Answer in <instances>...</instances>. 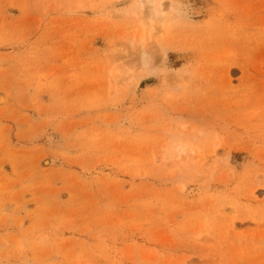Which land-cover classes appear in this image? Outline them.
<instances>
[{"label":"rangeland","instance_id":"374dc122","mask_svg":"<svg viewBox=\"0 0 264 264\" xmlns=\"http://www.w3.org/2000/svg\"><path fill=\"white\" fill-rule=\"evenodd\" d=\"M0 264H264V0H0Z\"/></svg>","mask_w":264,"mask_h":264},{"label":"bare ground","instance_id":"6f19581e","mask_svg":"<svg viewBox=\"0 0 264 264\" xmlns=\"http://www.w3.org/2000/svg\"><path fill=\"white\" fill-rule=\"evenodd\" d=\"M150 9H151V14L152 16L157 19L158 21L161 20V10H162V4L161 1L159 2H150ZM144 53V52H143Z\"/></svg>","mask_w":264,"mask_h":264}]
</instances>
